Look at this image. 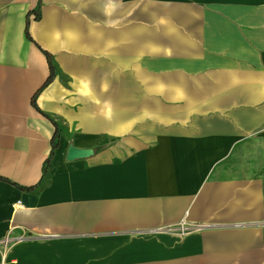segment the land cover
<instances>
[{"label": "crops", "instance_id": "obj_1", "mask_svg": "<svg viewBox=\"0 0 264 264\" xmlns=\"http://www.w3.org/2000/svg\"><path fill=\"white\" fill-rule=\"evenodd\" d=\"M158 21L184 30L162 56L230 107L194 152L185 128L147 140L142 96L112 108L161 56L144 44ZM70 145L92 155L68 161ZM263 216L264 0H0V264H264ZM182 222L202 228L161 231Z\"/></svg>", "mask_w": 264, "mask_h": 264}, {"label": "rangeland", "instance_id": "obj_2", "mask_svg": "<svg viewBox=\"0 0 264 264\" xmlns=\"http://www.w3.org/2000/svg\"><path fill=\"white\" fill-rule=\"evenodd\" d=\"M199 2L200 0H194ZM146 22V21H145ZM150 22V21H148ZM189 28V27H188ZM191 28L198 29V26ZM191 30V29H190ZM184 30L176 27H170L166 21H158L154 26L144 27V34H154L153 48L150 47V40H145V51L156 49L160 52L159 57L145 58L143 89H132V83L127 82V89L112 91L113 98L119 96L127 102L118 108L116 114L124 119L136 113V100L143 97L142 114L144 117V130L157 132L158 136L147 138L151 144L156 142L167 141L169 134L167 131L174 129H187L193 139V152L197 150L199 137L202 133L215 131L216 122L210 121L206 115L217 112H228L229 108L223 107V104H217L215 90H200L199 73L191 65H185L183 57L167 58L168 52L173 55H182L184 47ZM170 34V35H169ZM171 38L169 41L168 39ZM189 51V49L187 48ZM154 70V72H151ZM175 70V72H173ZM196 71V73H193ZM130 83V85H129ZM140 85V84H138ZM226 101V99H220ZM128 103V104H127ZM138 112L140 107L138 104ZM180 125V127H179ZM185 125V127H182ZM176 227V226H175ZM166 227L161 231H168ZM171 234V233H170Z\"/></svg>", "mask_w": 264, "mask_h": 264}, {"label": "trees", "instance_id": "obj_3", "mask_svg": "<svg viewBox=\"0 0 264 264\" xmlns=\"http://www.w3.org/2000/svg\"><path fill=\"white\" fill-rule=\"evenodd\" d=\"M39 17V14L37 13L35 18L37 19ZM27 27H28V21L26 23V29H25V35H26V38L28 40H31V37L28 33V30H27ZM42 52L45 54L46 58H47V61H48V65H49V77L47 78L46 82L44 83V85L32 96V99H31V105L33 108H35L40 114H42L43 116H45L44 113H42L40 111V109L38 108L37 104H36V98H37V95L39 94V92L44 89L53 79V77L55 76V70H54V66H53V63H52V56L46 52V51H43ZM54 125V134L52 136V139H51V152H50V156L49 158H47L43 164V174L46 172V169L47 167L49 166L50 164V161H51V158L53 156V153H54V150L57 148V142H58V139H59V128L57 127V125L55 123H53ZM23 190H27V191H30L32 190L33 188H22Z\"/></svg>", "mask_w": 264, "mask_h": 264}, {"label": "built area", "instance_id": "obj_4", "mask_svg": "<svg viewBox=\"0 0 264 264\" xmlns=\"http://www.w3.org/2000/svg\"><path fill=\"white\" fill-rule=\"evenodd\" d=\"M261 224L264 225V216H263V220H262ZM201 228H202V225L197 224V223L182 222L179 225H177L176 227L169 228L168 231L172 235L184 236V235L188 234L189 232H191L192 230H198Z\"/></svg>", "mask_w": 264, "mask_h": 264}, {"label": "water", "instance_id": "obj_5", "mask_svg": "<svg viewBox=\"0 0 264 264\" xmlns=\"http://www.w3.org/2000/svg\"><path fill=\"white\" fill-rule=\"evenodd\" d=\"M90 155H92V150L80 149V148L74 147L73 145H70L67 149L66 160L72 161L75 159L86 158Z\"/></svg>", "mask_w": 264, "mask_h": 264}]
</instances>
